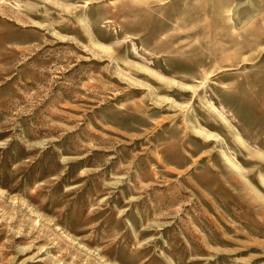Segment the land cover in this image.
<instances>
[{
  "label": "rangeland",
  "instance_id": "374dc122",
  "mask_svg": "<svg viewBox=\"0 0 264 264\" xmlns=\"http://www.w3.org/2000/svg\"><path fill=\"white\" fill-rule=\"evenodd\" d=\"M0 264H264V0H0Z\"/></svg>",
  "mask_w": 264,
  "mask_h": 264
}]
</instances>
